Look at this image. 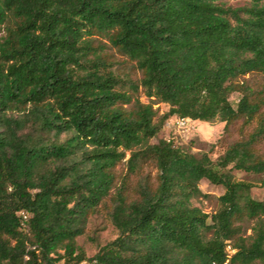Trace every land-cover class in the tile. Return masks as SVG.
Returning a JSON list of instances; mask_svg holds the SVG:
<instances>
[{
	"label": "trees",
	"instance_id": "obj_1",
	"mask_svg": "<svg viewBox=\"0 0 264 264\" xmlns=\"http://www.w3.org/2000/svg\"><path fill=\"white\" fill-rule=\"evenodd\" d=\"M227 1L0 0V264H264V199L231 173L264 188V90L246 81L264 0ZM171 116L256 124L212 160L149 143ZM201 179L224 187L213 213ZM101 206L117 235L86 256Z\"/></svg>",
	"mask_w": 264,
	"mask_h": 264
},
{
	"label": "rangeland",
	"instance_id": "obj_2",
	"mask_svg": "<svg viewBox=\"0 0 264 264\" xmlns=\"http://www.w3.org/2000/svg\"><path fill=\"white\" fill-rule=\"evenodd\" d=\"M227 6L243 7L249 6V2L245 0H229ZM131 77L139 78L140 73L133 69ZM247 84L255 91L264 90V74L249 73L246 75ZM264 94V91H263ZM139 100L143 103H150L157 110V116L162 115L169 108L168 104L160 102L155 98H148L141 89L137 92ZM239 97L238 92H233L229 96L230 102L235 105ZM256 122L252 121L249 125H242V120L235 121L228 129L224 131V122L220 121H201L192 120L188 124V129L177 127L174 122V116L169 117L160 128L157 135L149 140L151 145L160 147L167 141H173L174 145L184 150L194 153H207L212 160H216L221 156L226 148L242 135H246L252 131ZM258 150L264 152V141L257 145ZM144 173L151 183L155 182L156 168L152 163L146 165ZM235 180L245 181L252 184L250 195L257 200L264 199V188L260 184V175L254 173H246L245 171L232 169L231 171ZM135 178L132 177V182ZM198 187L204 196L195 197L192 202L200 207L206 213H213L219 207L218 197L223 194L224 187L222 185L213 184L207 179H201ZM250 224V223H249ZM251 231L248 230L247 234ZM117 235L116 228L112 225L108 217V207L101 206L94 214L89 216L83 234L76 238L77 245L85 253L91 256L101 245L109 242Z\"/></svg>",
	"mask_w": 264,
	"mask_h": 264
},
{
	"label": "built area",
	"instance_id": "obj_3",
	"mask_svg": "<svg viewBox=\"0 0 264 264\" xmlns=\"http://www.w3.org/2000/svg\"><path fill=\"white\" fill-rule=\"evenodd\" d=\"M192 121L186 117H180V116H174V122L177 125V127L182 128V129H188V124L189 122ZM227 250L230 251V245H227Z\"/></svg>",
	"mask_w": 264,
	"mask_h": 264
}]
</instances>
